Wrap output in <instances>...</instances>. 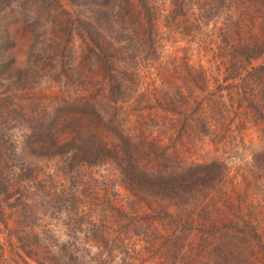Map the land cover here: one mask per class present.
Returning a JSON list of instances; mask_svg holds the SVG:
<instances>
[{
    "label": "trees",
    "instance_id": "obj_1",
    "mask_svg": "<svg viewBox=\"0 0 264 264\" xmlns=\"http://www.w3.org/2000/svg\"><path fill=\"white\" fill-rule=\"evenodd\" d=\"M61 1L0 0V15L29 2L52 14L58 45L79 41L88 72H96L91 84L104 91L100 97L96 89L60 98L55 108L45 105L44 111L25 108L20 88L1 76L2 39L0 116L21 111L23 146L54 159V169L63 173L80 166L109 167L128 200L164 228V234L152 231L149 238H163L172 264L193 251L190 232L210 248L205 264H254V254L264 264V217L258 219L264 207V149L252 153L247 172L241 168L231 175L221 160L197 153L208 147L206 136L216 143L225 135L218 126L226 129L236 118L233 99L264 120V40L247 42L241 34L248 9L255 7L264 23V0H70V8ZM163 27L198 52L212 51L213 58H220L218 97L201 95L207 92V73L189 63L186 48L181 55L166 51ZM64 45L56 54L59 62L66 56ZM139 132L149 149L138 147ZM236 144L243 146L232 140L229 147ZM4 195V204L19 210L23 222L9 228L0 207V264H97L87 249L73 252L74 244H59L57 252L43 248L42 235L28 221L31 208L23 191L5 190ZM67 195L77 198L75 192ZM105 208L111 218L128 217L111 203ZM97 216L96 211L89 216V227H96ZM65 225L71 231L68 220Z\"/></svg>",
    "mask_w": 264,
    "mask_h": 264
},
{
    "label": "rangeland",
    "instance_id": "obj_2",
    "mask_svg": "<svg viewBox=\"0 0 264 264\" xmlns=\"http://www.w3.org/2000/svg\"><path fill=\"white\" fill-rule=\"evenodd\" d=\"M71 1L62 0L60 3L70 8ZM232 3L234 11L233 5L236 6V3ZM254 8L247 10L241 23V34L247 42L264 40V23L256 17ZM21 12L30 14L31 17ZM52 20V14L30 2L8 8L0 15V41H6L5 49L1 52L4 65L1 76L10 77L14 82L13 88H20L18 92L23 96L20 104L35 111H44L45 105L55 108V102L63 97L69 99L88 95L96 89L97 96L100 97L99 93L104 91L102 85L96 87L91 84L96 72H88V66L83 60V46L79 41L75 45L65 42L58 45ZM218 25L221 26V23L218 22ZM162 31L167 52L181 55L186 48L184 53L189 55V63L207 73V92L201 95L210 96L209 99L218 97L221 92L217 91L216 85L223 76L220 58H213L212 51L198 52L194 46L186 45L176 34L168 32L164 27ZM63 45L66 56L59 62L56 54ZM213 51L215 52V46ZM4 83L9 82L4 80ZM233 100L232 109L238 111L236 118L233 115L234 123L231 121L226 129L219 125L218 130L225 135L216 143L210 142V138L206 136L204 143L208 147L197 151L200 157L207 155L221 160L229 175L241 173V168L247 172L245 168L252 153L264 149V120L253 109L245 107V104L241 108L237 107L235 99ZM262 111L264 113V108ZM161 113L160 110L156 115L160 116ZM21 114L17 109L0 116V123H4L3 128L0 126V207L9 228L13 229L23 219L19 210L4 204V191H23L28 201L27 207L31 208L28 221L44 238H41L43 248L57 252L59 244H74L73 252H76L75 249H87L97 264H172L170 256L162 246L163 238H149L152 231L159 235L164 234V228L152 216L144 215L145 210L136 201L131 203L128 200L127 191L109 167L80 166L71 171L64 169V173L54 169V159L39 156V152L31 150L33 148L23 146L21 127L25 125V121ZM138 119L139 114L135 116L134 124L139 122ZM238 127L240 131L236 132ZM139 138L138 147L149 149L144 133L139 132ZM158 139L161 141L159 136ZM232 140L235 143L242 141L243 146L236 144L232 149V146L229 147ZM159 151L156 149L153 155ZM160 154L161 152L158 155ZM194 156L195 150L191 157ZM153 163L157 165L159 161L153 159ZM72 192L76 193L77 198L67 195ZM14 199L15 196L9 201L13 202ZM23 200L25 201L24 197ZM110 203L128 217H109L105 206ZM95 211L98 215L96 227H89V216ZM263 217L264 207L258 219ZM67 220L71 231L66 228ZM67 235H74L76 238ZM2 238L0 228V239ZM187 238L190 241L194 239L193 253L184 252L178 263L205 264L211 255L210 248L206 249V243L201 236L190 232ZM253 251L255 249L246 253ZM251 258L255 259L254 264H260L256 260V254L251 255Z\"/></svg>",
    "mask_w": 264,
    "mask_h": 264
}]
</instances>
